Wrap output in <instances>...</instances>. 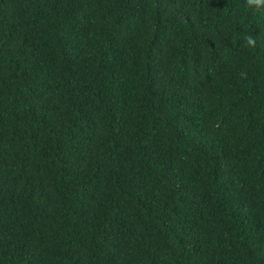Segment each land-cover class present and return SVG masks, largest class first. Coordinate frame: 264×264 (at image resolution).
I'll list each match as a JSON object with an SVG mask.
<instances>
[{
    "label": "trees",
    "instance_id": "16d2710c",
    "mask_svg": "<svg viewBox=\"0 0 264 264\" xmlns=\"http://www.w3.org/2000/svg\"><path fill=\"white\" fill-rule=\"evenodd\" d=\"M0 264H264V10L0 0Z\"/></svg>",
    "mask_w": 264,
    "mask_h": 264
},
{
    "label": "clouds",
    "instance_id": "9594fccd",
    "mask_svg": "<svg viewBox=\"0 0 264 264\" xmlns=\"http://www.w3.org/2000/svg\"><path fill=\"white\" fill-rule=\"evenodd\" d=\"M245 10H251L252 12L264 10V0H245ZM244 45L249 48H254L256 46V38L248 35L244 40ZM239 75L241 78H246L247 73L241 71Z\"/></svg>",
    "mask_w": 264,
    "mask_h": 264
}]
</instances>
